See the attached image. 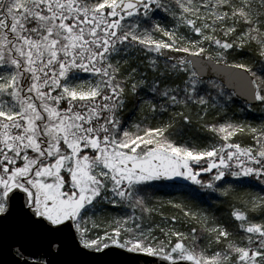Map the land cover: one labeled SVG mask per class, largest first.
<instances>
[{"label":"snow or ice","instance_id":"obj_1","mask_svg":"<svg viewBox=\"0 0 264 264\" xmlns=\"http://www.w3.org/2000/svg\"><path fill=\"white\" fill-rule=\"evenodd\" d=\"M255 112L264 0H0L4 264H264Z\"/></svg>","mask_w":264,"mask_h":264},{"label":"trees","instance_id":"obj_2","mask_svg":"<svg viewBox=\"0 0 264 264\" xmlns=\"http://www.w3.org/2000/svg\"><path fill=\"white\" fill-rule=\"evenodd\" d=\"M132 113H127L126 118H132ZM248 119L254 123H259L261 119H264V114L260 112H255V113H249L248 114ZM188 182H158L156 185V188L158 189L156 192V195L161 198V199H168L171 198L173 195H179V193L175 192L173 188V184H187ZM190 189L192 190L193 194H197L198 190L195 189V186H189ZM239 188V185H237ZM253 191H259V188H252V189H244V188H239L238 191V197L240 199H243L246 197V195L249 192ZM201 197H203L205 194L204 193H199ZM222 199V198H219ZM230 209L227 207V205H221L218 206L217 214H226L229 212Z\"/></svg>","mask_w":264,"mask_h":264},{"label":"water","instance_id":"obj_3","mask_svg":"<svg viewBox=\"0 0 264 264\" xmlns=\"http://www.w3.org/2000/svg\"><path fill=\"white\" fill-rule=\"evenodd\" d=\"M178 182V181H175ZM6 257H0V264H4V262L6 261Z\"/></svg>","mask_w":264,"mask_h":264},{"label":"rangeland","instance_id":"obj_4","mask_svg":"<svg viewBox=\"0 0 264 264\" xmlns=\"http://www.w3.org/2000/svg\"><path fill=\"white\" fill-rule=\"evenodd\" d=\"M182 182H185V181H182ZM253 192H256V191H253Z\"/></svg>","mask_w":264,"mask_h":264}]
</instances>
